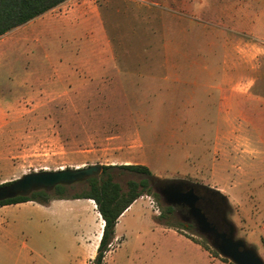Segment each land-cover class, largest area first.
<instances>
[{"label": "rangeland", "instance_id": "obj_1", "mask_svg": "<svg viewBox=\"0 0 264 264\" xmlns=\"http://www.w3.org/2000/svg\"><path fill=\"white\" fill-rule=\"evenodd\" d=\"M207 3L191 12L177 0H71L7 33L23 52L26 78L0 133V186L35 172L144 166L150 176L117 170L115 181L124 190L142 179L152 190L157 180L218 190L236 237L264 259V178L247 173L257 150L244 146L257 121L244 111V95H264V48L238 32L223 36ZM70 13L78 27L63 30ZM86 183L53 197L73 200ZM151 202L163 213L160 196L140 197L117 227L107 264H180ZM84 211L76 217L90 236L95 225ZM33 219L32 204L0 206V223H21L19 243L37 236ZM181 232L210 247L195 228ZM12 263L0 252V264Z\"/></svg>", "mask_w": 264, "mask_h": 264}, {"label": "crops", "instance_id": "obj_2", "mask_svg": "<svg viewBox=\"0 0 264 264\" xmlns=\"http://www.w3.org/2000/svg\"><path fill=\"white\" fill-rule=\"evenodd\" d=\"M70 1L68 0L52 10L65 8V4ZM177 1L179 6L191 12L198 9L199 0ZM207 5L210 21H214L217 27L223 26L225 31L244 34L258 46L264 48V0H208ZM78 11L84 18L87 12L83 8ZM71 15L72 13L68 16L63 14L60 19L63 30L70 26L78 27L79 21L71 18ZM5 35L0 38V133L8 127L9 117L14 109L13 105L10 106V101L24 98L26 78L24 62L19 60V55L23 57L19 43H13ZM222 35L227 36L228 31ZM244 101V111L248 113V116L257 117V121L249 122L253 127L252 130L246 132L249 139L244 142L246 148L257 150V159L254 163L247 165L249 171L247 173L251 175V179L255 175L264 178V95L246 93ZM78 201H87L89 205L68 204ZM137 201L120 216L115 228L111 250L105 257V264H107V256L117 248L115 244L120 242V236L116 231L121 219ZM92 203L94 201L89 199H57L48 204L36 202L17 204H32L34 206V219L31 225L37 236L19 243L15 234L22 227L21 223H10L9 221L0 223V233L3 234L0 237V252L6 253L13 261L12 264H92L97 255L104 228V221L96 205ZM84 210L95 225V232L90 236L80 233L82 229L80 221L76 217L77 212ZM100 224L101 230L99 229ZM158 226L174 242L173 250L179 258L180 264H229L176 229L160 224ZM99 230L100 234H98Z\"/></svg>", "mask_w": 264, "mask_h": 264}, {"label": "water", "instance_id": "obj_3", "mask_svg": "<svg viewBox=\"0 0 264 264\" xmlns=\"http://www.w3.org/2000/svg\"><path fill=\"white\" fill-rule=\"evenodd\" d=\"M98 165L87 168L43 171L24 175L0 186V202L16 197H29L33 192L51 193L58 186L85 182L101 174ZM167 207H187L198 235L222 258L233 264H264L257 250L236 237V226L228 219L226 197L218 190L184 180H157L153 190Z\"/></svg>", "mask_w": 264, "mask_h": 264}, {"label": "trees", "instance_id": "obj_4", "mask_svg": "<svg viewBox=\"0 0 264 264\" xmlns=\"http://www.w3.org/2000/svg\"><path fill=\"white\" fill-rule=\"evenodd\" d=\"M68 0H0V38L15 28L22 26L31 20L42 16L48 11L56 8ZM117 170L150 176V170L140 165H121V166H102L100 177L88 179L87 190L72 199H89L94 201L99 214L104 221L101 241L97 250V255L92 264H105V257L111 250L114 240L115 228L120 216L143 195H153L156 199L159 196L153 192L148 180L128 181L127 188L115 181ZM65 191V186H58L53 193L46 191L33 192L29 197H16L0 202V206L15 205L27 202H36L39 204H48L55 199H64L62 197L54 198L53 195L61 196ZM163 213L160 214L157 221L160 225L174 228L181 234L182 230H192L193 224L183 223L176 219L173 207L163 206ZM186 237L193 238L185 235ZM208 250L211 254L219 257L215 250L206 247L195 241ZM224 262H229L221 258Z\"/></svg>", "mask_w": 264, "mask_h": 264}, {"label": "flooded vegetation", "instance_id": "obj_5", "mask_svg": "<svg viewBox=\"0 0 264 264\" xmlns=\"http://www.w3.org/2000/svg\"><path fill=\"white\" fill-rule=\"evenodd\" d=\"M174 209H176V210H180V211H182V212H184L185 214H186V216H185V218L183 219V223H189V220H191L190 219V216H189V214H188V209H187V207H173ZM189 224H192V223H189Z\"/></svg>", "mask_w": 264, "mask_h": 264}, {"label": "built area", "instance_id": "obj_6", "mask_svg": "<svg viewBox=\"0 0 264 264\" xmlns=\"http://www.w3.org/2000/svg\"><path fill=\"white\" fill-rule=\"evenodd\" d=\"M151 207L154 208V211H155L156 214H158V215L160 214L159 209L158 208H155L153 206L152 202H151Z\"/></svg>", "mask_w": 264, "mask_h": 264}, {"label": "bare ground", "instance_id": "obj_7", "mask_svg": "<svg viewBox=\"0 0 264 264\" xmlns=\"http://www.w3.org/2000/svg\"><path fill=\"white\" fill-rule=\"evenodd\" d=\"M101 228H102V227L100 226V230H101ZM100 230L98 231V232H99L98 234H100Z\"/></svg>", "mask_w": 264, "mask_h": 264}]
</instances>
